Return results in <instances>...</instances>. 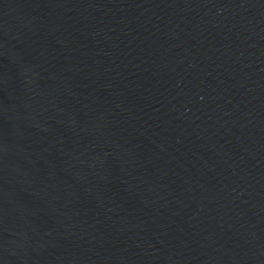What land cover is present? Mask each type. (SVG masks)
<instances>
[{"label":"water","instance_id":"obj_1","mask_svg":"<svg viewBox=\"0 0 264 264\" xmlns=\"http://www.w3.org/2000/svg\"><path fill=\"white\" fill-rule=\"evenodd\" d=\"M0 264H264V0H0Z\"/></svg>","mask_w":264,"mask_h":264}]
</instances>
